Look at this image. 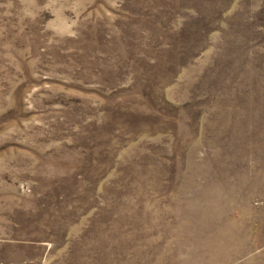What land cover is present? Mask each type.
Returning <instances> with one entry per match:
<instances>
[{
  "label": "rangeland",
  "instance_id": "obj_1",
  "mask_svg": "<svg viewBox=\"0 0 264 264\" xmlns=\"http://www.w3.org/2000/svg\"><path fill=\"white\" fill-rule=\"evenodd\" d=\"M0 264H264V0H0Z\"/></svg>",
  "mask_w": 264,
  "mask_h": 264
}]
</instances>
